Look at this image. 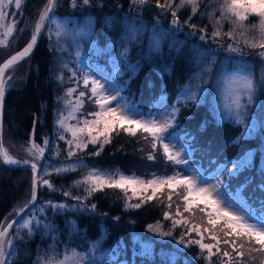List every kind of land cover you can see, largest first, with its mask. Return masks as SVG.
<instances>
[{"label":"trees","instance_id":"obj_1","mask_svg":"<svg viewBox=\"0 0 264 264\" xmlns=\"http://www.w3.org/2000/svg\"><path fill=\"white\" fill-rule=\"evenodd\" d=\"M100 1L103 7H90L81 13V17L86 18V23L81 24H90L93 29L92 38L103 51V55H95L91 50L89 55L93 59L95 56H102L107 60L115 53L125 54L123 78L119 84L124 87L129 101L141 104L148 99L155 109L156 99L166 94L174 92L175 97L178 92L185 90H201L202 95L197 101L191 100L184 105L181 114L185 125L181 126L179 131L182 133V141L193 146L194 158L197 159L195 161L204 163L203 172L210 173L217 166L235 158L227 154L221 158L212 156L206 161L201 159L207 158V154L198 152L201 146L210 149L220 145L222 140L244 142L248 149L255 148L257 157L264 161V98L244 104L245 114L239 117L228 115L223 106L225 97L219 86L224 79L222 75L238 68L232 57L217 50L205 49L202 42L186 36L179 30L163 29L160 34L157 31L150 34L149 29L144 28L136 31L134 28L137 26L133 24L135 19L128 18L125 13L114 14L115 11H108V3L119 4L121 0ZM148 4L156 6L155 0H149ZM156 9L162 10L157 6ZM184 9L186 8L179 9L177 15H182ZM163 11L172 15L170 10ZM213 12L218 18V0H201L197 12L200 25H196L193 31L202 34V37L206 34L212 35L216 25L209 19V14ZM75 18L81 19L78 16ZM249 20L254 23L257 18L250 17ZM230 27L225 21L222 31L227 32ZM190 28L192 27L187 24L185 29ZM202 28L205 31H200ZM224 38L228 39L227 36ZM230 39L236 43V40ZM236 39L241 38L237 36ZM27 43L19 42L14 52L22 49ZM240 43L244 46L242 40ZM75 48L72 36H67L66 40L58 37L48 38L45 30L34 53L24 62L11 68L13 70L15 67L26 66L29 72L22 84L6 89L5 112L10 113L13 110L10 117H13L16 128L30 132L31 135L36 121L35 143L43 145L45 139L49 142L45 147L44 162L53 163L55 168L74 166L72 171L60 174L53 171L48 176L56 189L54 200L65 202L69 207L63 211H52L50 208L45 210L40 218L41 224H33L31 235L21 226L13 229L11 234L17 236L13 244L11 264H42L40 258L61 259L66 251L71 250L92 256L98 264H208L204 258L207 253L202 254L197 245L185 247L178 243L182 233L178 228H173L172 222L170 224L166 222L168 219L163 218L166 211L163 194L158 193L156 199L143 203L140 208H130L128 204L140 203L142 197L151 194V190L136 195L128 190L125 195L120 189L105 188L87 196L86 186H77V182L85 177V167L106 168L113 172L125 169L133 175L145 174L146 178L148 172H152L148 174L151 177L172 175L173 166L170 161V168L164 174H155L152 170L146 172L141 164L147 156L137 146H133L131 141L135 136L123 131L118 135L113 133L111 143L105 144L102 150H99V144H88L83 151H76L75 156L68 157V141L72 139V135L61 128L58 121L64 117L67 118V125L73 123L69 118L72 107L68 104L70 98L66 92L74 84L73 79L76 81L82 77L80 67L73 61L72 52ZM65 64L68 68L63 67ZM73 68L77 70L76 77L69 71ZM256 69L259 73L258 83L264 86V68L258 65ZM61 73L63 79L58 80L57 76ZM80 115L84 116L82 113ZM238 119L242 122H237ZM12 130L13 128L10 131ZM60 135H64L65 139L61 140ZM235 145L236 143L232 144L233 147ZM158 149L159 153L163 154L159 145ZM98 150L100 154L94 155ZM0 162V221L4 223L13 206L20 202L23 196V189L18 187L17 177L19 170L26 169L16 170ZM65 191L82 197V200L77 201L72 199V196H65ZM245 194L248 197V194ZM41 196L40 191V199ZM43 197L46 201L51 200L47 195ZM92 205L96 206L94 210ZM253 207L263 210L264 204L253 203ZM44 225H50L51 230H46ZM149 226H152V231ZM188 227L189 225L186 226ZM169 230L172 231L171 236L158 234L160 231ZM193 233L194 237H198ZM184 238L187 240L188 235ZM205 243L213 241L209 238ZM221 248L225 249L227 246L221 245ZM228 250L231 251L230 248ZM211 264H219V257L213 256Z\"/></svg>","mask_w":264,"mask_h":264},{"label":"snow or ice","instance_id":"obj_2","mask_svg":"<svg viewBox=\"0 0 264 264\" xmlns=\"http://www.w3.org/2000/svg\"><path fill=\"white\" fill-rule=\"evenodd\" d=\"M23 2L24 0H0V28L5 29L2 34L4 38L0 39V46L7 45L8 37L13 34L17 24L14 19L15 13L11 14L13 16L11 24L6 25L4 23L9 16L7 9L14 5L16 10H20ZM57 2L58 0H46L43 9L33 25L29 43L22 51L0 63V160L9 165H30L32 177L29 203L35 201L38 186L43 185L49 189L54 188L50 179H44L39 175L41 166L36 162L44 156L45 147L49 142L45 139L43 141L44 146H41L31 141L25 151L32 159H17L4 147L2 140L3 101L6 89L9 87L8 81L12 79L11 75H7L6 73L8 69L30 54L36 44L37 36L45 27L46 21L50 18L49 14L55 9ZM92 2L93 0H70L73 8L90 5ZM131 2L133 5L143 6L148 4L149 0H131ZM218 2L219 17H215V12L209 14V19L213 20V23L216 25L215 30L212 32L213 38L223 35L236 40V43H240L242 40L245 47L254 50L259 49L256 54L264 61V0H218ZM155 3L162 10H170L173 23L178 24L177 11L181 8H190L192 14L195 15L200 8L201 0H163V3H161V0H155ZM250 17H256V22H250ZM225 21L231 25L227 32L222 31ZM190 26L196 28L194 24ZM200 31L203 32L205 29L202 28ZM56 35L59 37L61 33L57 32ZM237 36L241 39L237 40ZM229 50L238 51L239 49L229 45ZM63 67L68 68V65L65 64ZM69 71L72 72L73 77H76L77 70L69 69ZM57 79L62 80L63 73L57 76ZM81 79L84 88L88 91H79L75 104H72L70 100L68 101V104L72 107L71 118L77 119L74 113L83 108V98L85 96H88L93 101L97 106V110L87 113V116L92 117L91 119L84 118L82 121L78 120L76 125H67L65 122L67 118L64 117L58 121L61 128L67 132H71L72 135V139L68 141L69 158L75 156L76 151L86 149L88 144H99V150H102L105 144L111 143L113 133L118 135L120 131H123L130 136H136L138 132L146 134L143 138L146 141L150 140V147L152 149L148 153L147 159L154 160L156 158L154 153L159 145L162 148L165 159L174 164L187 163L179 152L174 153L172 146L164 142V133L167 132L172 123L171 117L163 121L134 118L130 110L124 105H120L117 102L116 106H112L113 102L117 101V96L108 94V89L105 88V85L100 80L91 77L88 73H84ZM262 79H264V76H262ZM76 91L75 88H69L66 95L70 97ZM255 91L256 84L254 83L252 74L249 73L242 78V92L240 94L247 95L249 102H251ZM188 98L195 99V94ZM234 103L239 117V110L244 105L238 99ZM237 122H242V120L238 119ZM59 138L61 140L65 139L64 135H60ZM99 150L93 154L99 155ZM72 170H74V166L55 168L54 172L60 174ZM227 171L231 172L232 169L229 168ZM44 174L51 175L46 169H44ZM204 184H207V186H204ZM222 184L223 177L216 180L214 184L201 181L200 177L196 174L181 175L180 173H176L173 176L153 177L151 180H144L137 176H126L119 171L106 173L98 169L90 170L82 181L77 182V186H86L85 192L87 196H91L98 191H103L105 188L120 189L125 192V195H127L129 188L132 189L133 195H136L138 190L146 192L151 189V194L142 197L140 203L128 204L127 206L130 208H140L143 203L156 199L158 193L163 194V190L167 188L171 190L167 195L169 202L172 201V193H175L183 203L184 212L189 213L193 219L197 212L201 214V222L193 223L182 217L180 207L177 205L176 215L182 218L173 220V228L177 225H188L191 223L186 233L181 234V238L178 241L179 244L185 247L197 245L202 254L207 253L204 258L208 261V264H211L213 256L219 257V264H246L245 257L248 256L252 260H255L256 256L253 254L256 253L261 256V264H264V214L258 217H252L247 213L242 214L237 210L235 202L224 198L220 192ZM64 195L72 196V199L77 201L82 200V197L73 196L69 191H65ZM86 198L84 197V199ZM128 199H131V197H128ZM49 205L56 209H66L69 207L66 204L52 205L51 202H49ZM167 206L171 208L172 204L169 203ZM84 207L87 206L84 205ZM95 207V205H92L93 210ZM164 218H171L169 212L164 213ZM15 223V221L6 224L0 222V264H11L14 238L10 235L9 230L13 228ZM33 224L39 226L41 221L30 217L24 221L21 227L27 229V234L31 235L33 233ZM43 227L46 230H51L50 225H44ZM149 230H153L152 226H149ZM193 232L196 233L199 239L191 238L190 234ZM205 233L209 234V238L213 243L204 242ZM158 234L161 236H171L172 231H160ZM185 235H188L187 240L184 238ZM221 245H225L227 248L222 249ZM229 248L231 251L228 250ZM214 249L215 251H213ZM40 259L42 260V264H84L86 256L77 253L75 250H71L70 253L66 251L61 259H55L54 257Z\"/></svg>","mask_w":264,"mask_h":264},{"label":"rangeland","instance_id":"obj_3","mask_svg":"<svg viewBox=\"0 0 264 264\" xmlns=\"http://www.w3.org/2000/svg\"><path fill=\"white\" fill-rule=\"evenodd\" d=\"M100 2V0H95L90 5L82 7L77 6L73 8L71 6L70 0H60L55 16L52 18L45 29L46 35H48V38H57L56 33L59 32L61 33V35L58 38L61 40H66L67 36L73 37V41L76 44L75 51L72 52L74 57L73 61L74 63H76L75 65L80 67V71H82L81 76L84 73H88L91 77L100 80V82L105 85V88L108 89V94L116 95L117 101H114L112 106H116L117 102L120 105H124L128 110H130V113L133 115V117L137 119H156L163 121L166 118H172L171 126L168 128L167 132L164 133V142L169 143L172 146V150L174 153L179 152L181 157L185 161H187V163H170L169 160L162 157L163 154L161 153V155L159 153V149L157 146V150L154 153L156 158L154 160L145 159V161L141 164L143 167L142 169H146V172L148 170H152L155 174H164L165 171L169 170L170 163L173 166V170L172 175L169 176H173L176 173H180L181 175L196 174L198 177H200L201 181H207L208 183L213 184L216 182V180L223 177V184L220 186V192L223 194L226 200L235 202L238 211H240L242 214L247 213L252 217H258L261 214H264V209L258 210V208L253 207V203H258L260 205L264 204V163H262L264 161L261 159V157H257L258 154L255 153V148L254 151L248 149V146H246L244 142H231L228 140H222V143H219L220 145L212 146L210 149H208L207 146H201L198 152H201V154H207V156L205 155L207 158H201L204 161L208 160L209 157L212 156L221 158L223 155L227 154H231L235 157L233 158V160H229L230 162H224L223 165L217 166L214 170L211 171V173L208 174L203 172L205 170L204 163H197L195 161L197 159L194 158L195 152L193 151V146H191L190 143L187 144L182 141V133H180L179 130H181V126L185 125V123L182 120L181 113L183 112L184 105L187 104L188 101L198 100V98L202 95L201 90H185L183 92H178L175 97H173L174 92L166 94L165 96L156 99L155 109L152 108L150 100L148 99L144 100L145 102L141 104H133L132 101H129L124 87H121V84H119L123 78V62L125 61V54L115 53L107 60L102 56H95V59H93L92 56L89 55V52L91 50H93L91 53H94L95 55H103V51L102 49H100L101 47H97V42L92 38L93 29L91 28L90 24H88L87 26L81 24L86 23V18L81 17V13L83 11H86L87 8L89 9L90 7H103V4ZM45 3L46 0H24L20 10H16L14 5L7 9V11L9 12V16L6 18L4 23L6 25L11 24L13 20V16L11 14L15 13L14 19L17 24L13 34L8 37L7 45L0 46V63H2L3 60L13 54V52L16 50V45L19 42L27 43L31 38L33 25L38 18L39 13L43 9ZM108 5V11L113 10L115 11L114 14L125 13L124 15L128 18L132 17L133 19H135V22L133 24L137 26V28H134L136 31L144 28L149 29L150 34H152V32L154 31H157L160 34L163 29L179 30L184 32L186 36L202 42L206 47L205 49L208 48L217 50L221 54L232 57L234 60V64L238 65V68L227 72L229 74L226 73L225 75H222L224 76V79L221 80L219 85L221 87V92H223L225 97L223 106L224 109L227 110L228 115L238 116L234 103L237 99L242 105L250 103L247 95L240 94L242 92V78L249 73L252 74L254 83L256 84V91L252 95V101L263 100L264 86L258 83L259 73L256 69L258 65H262V67L264 68V61H262L261 58L256 54L259 49L254 50L243 46L241 43L237 44L229 37L228 39H225L223 35L213 38L211 34H206L202 39V34L193 31V27L190 29H185L187 27V24L200 25V23H198V13L193 15L190 8L184 9V12H181L182 15H177L179 23L174 24L172 15L170 16L163 10L156 9V6H154L153 4L139 6L133 5L131 0H121V3L119 4L108 3ZM76 16L80 17L81 19L75 18ZM189 17H191V19H189ZM78 21L80 22L75 25L74 23ZM21 29H23V31H21ZM4 30L5 29L0 28V39L4 38L2 35ZM229 45H232L239 50L230 51ZM19 48L21 47H18V49ZM28 72L29 70L26 66H19L17 68L15 67L13 70L11 69L10 71H8L7 75H11L12 77V79L8 81V88H15V86L22 84L25 81V78L28 76ZM73 82L74 84L70 88H75L77 91L68 98H70L69 100L72 101V104H75L79 91L87 92L88 90L84 88L81 78H78L76 81L75 79H73ZM193 94H195V99H189L188 97H191ZM83 100V108L80 111L74 113L77 119H72L70 115L69 118L71 121H73V123H71L70 125H76L78 123V120L82 121L84 118H88L87 113L97 110V106L91 99L88 98V96H85ZM224 109L223 111L225 112ZM12 112L14 111L12 110ZM12 112L9 113V111H7L4 114V147L8 149L9 153L17 159H32V157H30L25 151V149L31 142V134L30 132L26 133L19 128H16L13 117H10V114H12ZM70 112H72V110ZM81 113L84 116H81ZM6 114H8L7 118ZM243 114H245L244 107L239 110V116H242ZM91 118L92 117H89L88 119ZM12 128L13 130L10 131ZM144 135L146 134H141L138 132L131 142L133 146H137L142 151V153L147 156L148 153L152 151V149L150 147V140L146 141L143 138ZM234 143H236V145L233 147L232 144ZM38 145L43 146L41 143H39ZM44 161L45 160L42 157L36 162L42 166L43 172L41 176L44 179H49V175L44 174V169H46L49 173H52L54 171L55 165L51 162L46 163ZM229 168L232 169L231 172L227 171ZM90 170L92 169L88 167L84 168L85 177L88 175ZM98 170L106 173L113 172L112 170L106 168ZM120 172L126 176H137L144 180H151L154 176H168L152 175L151 177L148 174L152 172H148V174H146L148 177L145 178V174L133 175L125 169H121ZM31 177V170H19L17 183L18 187H20L21 190L23 189V196L20 202L16 203L11 209L9 213L10 215H8V218H6V220L4 221L5 224L10 222V220L20 212V210L27 204V201L30 199ZM244 185H246L245 188L242 187ZM204 186H207V184H204ZM128 190L133 193L131 188H129ZM40 191L42 196L41 199L39 198L38 205L34 210L31 211V214L25 220L29 219L30 217H34L35 219L40 220L45 210L49 208L52 211L64 210L56 209L49 205V202H51L52 205L65 204V202L62 203L54 200L55 198L53 195L56 193L55 188L49 189L47 186L41 185ZM170 191L171 190L165 188L162 195L164 197L162 198V200L165 202L164 205L166 207L165 212H169L171 216V218L166 222L170 224L172 222L173 225V220H176L175 218L181 219L182 217L190 220L193 223L201 222V214L199 212L196 213V216L193 219V217L189 213L183 211V203L180 201V197L175 193H172V201L169 202L167 200V195ZM143 192L144 191L138 190L137 194H141ZM245 193L248 194V197ZM44 195H47V197H49L52 201L44 200ZM169 203L172 204L171 208L167 206ZM177 205H179L180 207L182 217L176 215ZM24 221L21 223V225L24 223ZM188 225L190 227L191 223H189ZM186 226L187 225H177L176 228H178L179 232L186 233ZM175 235L176 234L174 233V236ZM194 235V233L193 236L190 234L191 237L199 239V237H194ZM208 235V233H205L204 242L209 239ZM11 236L14 238V244L17 235H13L12 233ZM76 252L80 253L78 251ZM83 255L86 256L84 264H98L93 260L92 256H89L88 254ZM253 255L256 256L255 260H252L248 256L245 257L246 264H261V256L258 253ZM101 260H103V258H101Z\"/></svg>","mask_w":264,"mask_h":264},{"label":"water","instance_id":"obj_4","mask_svg":"<svg viewBox=\"0 0 264 264\" xmlns=\"http://www.w3.org/2000/svg\"><path fill=\"white\" fill-rule=\"evenodd\" d=\"M59 2H60V0H58V2H57V5H56V7H55V9L53 10V12L52 13H50L49 14V16H50V18L53 16V14H54V12L57 10V6H58V4H59ZM49 18V20L48 21H46V23H45V27L41 30V33L37 36V41H36V44H35V46L33 47V49H32V51L30 52V54L27 56V57H25V58H23L22 60H20L17 64H20L21 62H24V60H26V59H28L33 53H34V51H35V48L38 46V44L40 43V40H41V38H42V36H43V34H44V32H45V28H46V26L48 25V23H49V21L51 20ZM30 40H31V38H30ZM29 40V41H30ZM29 43V42H28ZM27 43V44H28ZM26 44V45H27ZM25 45V46H26ZM24 46V47H25ZM23 47V48H24ZM23 48L22 49H20V50H18V51H16V52H13V55H15L16 53H18V52H20V51H22L23 50ZM12 56V55H11ZM11 56H9V57H7L5 60H3V62L4 61H6L7 59H9ZM2 62V63H3ZM17 64H15V65H17ZM14 65V66H15ZM13 66V67H14ZM12 67V68H13ZM11 69V68H10ZM10 69H8V70H10ZM8 70H7V72H8ZM4 114H5V97H4V101H3V111H2V125H4ZM36 121H35V123H34V125H33V131H32V135H31V141H34L35 142V138H34V135H35V133H36ZM3 131H4V128H3ZM2 140H3V145H4V139H3V133H2ZM0 161H2V160H0ZM3 163V162H2ZM6 167H10V168H13V169H16V170H18V169H26V170H30V165H24V164H17V165H9V164H5V163H3ZM42 172H43V170H42V166H41V171H40V173H39V175L41 176V174H42ZM39 188H40V186H38V188H37V194H36V199H35V201H33V202H31V203H29V202H27V204L22 208L23 210L21 211L20 210V212L14 217V218H12L11 220H10V222L11 221H15L16 223L14 224V226H13V228L12 229H10L9 231H10V235H11V232L13 231V229H15L16 227H19V226H21V223L31 214V211L38 205V201H39V196H40V191H39ZM30 200V199H29ZM28 200V201H29Z\"/></svg>","mask_w":264,"mask_h":264},{"label":"bare ground","instance_id":"obj_5","mask_svg":"<svg viewBox=\"0 0 264 264\" xmlns=\"http://www.w3.org/2000/svg\"><path fill=\"white\" fill-rule=\"evenodd\" d=\"M57 7H58V6H57ZM57 10H58V8H57ZM57 10L54 12L53 16L50 18L51 20H52V18L55 16V13L57 12ZM51 20H50V21H51ZM50 21H49V23H50ZM49 23H48V24H49Z\"/></svg>","mask_w":264,"mask_h":264}]
</instances>
